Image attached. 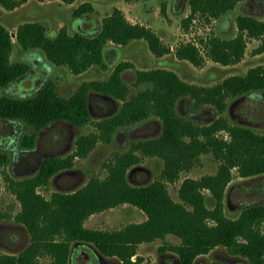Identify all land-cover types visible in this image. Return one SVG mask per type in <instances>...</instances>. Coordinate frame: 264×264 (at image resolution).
Listing matches in <instances>:
<instances>
[{"label": "trees", "instance_id": "obj_1", "mask_svg": "<svg viewBox=\"0 0 264 264\" xmlns=\"http://www.w3.org/2000/svg\"><path fill=\"white\" fill-rule=\"evenodd\" d=\"M72 2L73 0H64ZM241 0H189L195 16L218 18L232 10ZM0 3L15 7L12 0ZM91 2H84L74 13L78 16L92 12ZM238 33L231 38L212 35L204 42L206 56L214 61L231 64L240 61L246 52L248 38L261 40L258 52L264 51V19L253 15L237 16ZM16 41L25 50L39 49L56 65L67 66L79 74L93 65L105 66L104 48L108 42L127 45L134 39H145L151 51L162 56L170 52L160 36L149 26L127 19L119 8L104 17L101 28L89 35L69 33L63 26L55 37L47 34L46 26L28 21L15 31ZM0 24V85L7 86L23 77L30 69L25 61H11L14 40ZM175 55L196 66L204 62L201 49L187 42L177 47ZM130 61H121L108 79L84 82L71 96H62L54 81H48L34 95L0 97V115L17 119L36 130L55 120H66L82 126L91 119L90 92L122 100L120 109L95 121L98 132L82 134L76 140L73 153L45 157L36 174L20 179L3 172L8 188L21 204L16 213L17 222L26 226L29 244L13 254H0V264H40L41 256H49L48 264H69L74 242H89L106 256H117L123 264H140L144 258L138 254L139 244L174 234L178 243L165 242L159 251H173L179 264H194L198 255L208 253L218 245L232 253L247 257L251 264H264V203L245 206L237 217H229L224 210V195L232 179L234 168L241 176L264 174V132L244 124L231 123L224 112L227 100L247 93L264 91V64L251 67L245 74L227 76L222 82L206 87L190 83L168 68L137 70L132 91L123 79V72L133 68ZM182 97L194 100V107L214 106L220 116L208 124H198L181 115L177 101ZM150 117L161 120L158 135L131 143L130 149L116 153L105 165L108 174L91 176L88 182L72 192H54L46 198L38 188L50 178L73 165L76 156H85L99 139L109 141L120 127L141 122ZM227 132V136L220 132ZM36 134L24 133L21 144L32 147ZM203 153H211L219 160L215 174L201 178L186 177L180 185L181 201L172 198L167 184L178 180ZM158 156L164 160L159 177L143 185H133L127 171L141 160L140 155ZM10 156L0 151V166L5 167ZM204 189H209L215 204L209 207ZM131 203L147 215L142 222H133L120 229L89 228L86 219L93 213ZM213 264H223L215 261Z\"/></svg>", "mask_w": 264, "mask_h": 264}, {"label": "rangeland", "instance_id": "obj_2", "mask_svg": "<svg viewBox=\"0 0 264 264\" xmlns=\"http://www.w3.org/2000/svg\"><path fill=\"white\" fill-rule=\"evenodd\" d=\"M12 1L18 4L10 7L0 3V24L11 33H14L22 23L38 21L46 26L50 37H55L63 26L71 34L78 31L93 35L101 28L104 17L110 15L115 8H119L128 20L151 27L160 36L163 44L170 48L169 53L157 56L151 51L145 39H134L127 45L108 42L104 48L106 65H93L86 71L76 74L67 66L51 63L39 49H23L16 41L15 35L12 34L14 45L11 61H25L30 65L27 74L10 87L14 93L12 95H34L37 93L36 90L29 93L23 90L37 86V82L41 89V86L43 87L51 80L56 83L59 94L68 97L74 94L84 82L108 79L115 66L121 61H130L134 64L133 68L127 69L122 75L125 83L134 92L141 89V86L136 84V71L141 69H172L190 83L209 87L222 82L227 76L245 74L251 67L264 64V51H257L261 43L260 39L249 37L244 57L231 64H223L208 58L203 42L212 35L221 38L234 37L238 33L236 21L238 15L248 14L264 19V0H241L232 10L218 18L197 15L190 21H186L191 13L189 0ZM84 2H91L94 10L80 16L76 15L75 9ZM187 42L194 43L201 49L204 55L202 65L196 66L189 60L180 59L175 55L177 47ZM10 88L0 85V97L4 94L11 95ZM90 98L91 119L82 126L59 119L36 130L20 120L0 115V151H7L10 156L5 167L0 166V254L18 253L30 242L26 226L15 219L16 213L21 209V204L8 188L3 172L16 179L32 176L38 171L39 160L48 156L64 157L73 153L76 149L77 138L82 134L98 132L95 121L116 113L123 103L122 100L108 98L94 91L90 92ZM177 110L181 115L198 124H208L220 116L212 105L207 104L195 108L194 100L190 97L180 98L177 101ZM223 115L231 123L248 125L256 131L264 132V91L251 92L235 98L230 97ZM161 128V120L157 117H150L118 128L109 141L99 139L87 155L76 156L71 167L54 174L47 185L38 188L39 192L46 198H50L54 192L77 190L85 185L91 176H106L108 168L105 164L116 153L130 149L131 143L135 140L158 135ZM33 132L36 134L34 145L24 147L21 144L23 134ZM220 133L228 135L225 131ZM140 156L141 160L127 171V179L133 185H143L153 181L160 176L164 168V160L161 157L142 154ZM219 164V160L215 159L211 153L201 154L190 170L183 171L178 180L167 184L172 198L181 201L179 188L186 177L199 179L207 174H215ZM203 192L206 195L208 206L213 207L215 201L210 190L204 189ZM257 203H264V174L244 177L234 168L232 179L225 189L224 210L226 215L232 218L237 217L245 206ZM146 219L147 215L141 208L131 203H123L91 214L86 219L85 225L89 228L114 230ZM262 230L264 231V222ZM179 241L178 236L167 234L164 238H156L139 244L137 252L144 258L140 264H173L174 262L179 264L175 252L161 253L159 251V246L163 243H178ZM84 243H88L98 251L101 264H123L117 256H106L93 244ZM80 244L82 243L72 244L75 261L78 255L82 254V257L88 254L85 246ZM39 260L40 264H48L50 257L41 256ZM215 261L223 264H251L247 257L232 253L224 245H218L208 253L198 255L194 264H213Z\"/></svg>", "mask_w": 264, "mask_h": 264}, {"label": "flooded vegetation", "instance_id": "obj_3", "mask_svg": "<svg viewBox=\"0 0 264 264\" xmlns=\"http://www.w3.org/2000/svg\"><path fill=\"white\" fill-rule=\"evenodd\" d=\"M41 65H42V62H41ZM36 68H41V66L39 65V67H37V66H35ZM43 69V68H42ZM44 71H45V69H44ZM43 71V72H44ZM35 75V74H34ZM21 78H23V77H21ZM21 78H19V79H21ZM37 79V78H36ZM16 81H18V79L17 80H15V81H13L12 83H10L9 85H7V86H5V87H12L15 83H16ZM38 84V85H37ZM36 85L37 86H32L31 88H29V89H24L23 91L25 92V93H29V92H31V91H34V90H36L37 92L40 90V88H39V83L37 82L36 83ZM39 88V89H38ZM41 88H42V86H41ZM38 89V90H37ZM22 91V92H23ZM9 92L11 93V95L10 96H15V97H27V96H25V95H12V94H14L13 93V90L10 88L9 89ZM5 95H9V94H5ZM2 117V116H1ZM11 119V118H10ZM7 152V151H6ZM19 154V153H18ZM17 154V155H18ZM41 162H42V160H39V162H38V165H41ZM40 167V166H39ZM39 169V168H38ZM78 243H84V242H78ZM82 244H80V245H82ZM84 246H85V248L88 250V254H87V256H85V255H83L82 257H81V255L82 254H80V256L78 255L77 256V260L75 261V259L73 258V253H71V256H70V260H69V264H101V258H100V255L98 254V251L95 249V248H93L92 246H89V244L87 243H84L83 244ZM91 245V244H90ZM81 250V249H80ZM169 257V256H168ZM165 262V261H164ZM173 264H176L175 262L173 263Z\"/></svg>", "mask_w": 264, "mask_h": 264}, {"label": "water", "instance_id": "obj_4", "mask_svg": "<svg viewBox=\"0 0 264 264\" xmlns=\"http://www.w3.org/2000/svg\"><path fill=\"white\" fill-rule=\"evenodd\" d=\"M14 35H16V33H15V32L13 33V36H14Z\"/></svg>", "mask_w": 264, "mask_h": 264}]
</instances>
